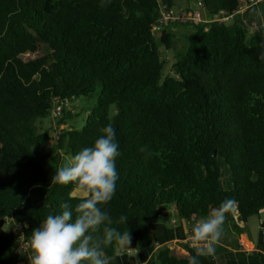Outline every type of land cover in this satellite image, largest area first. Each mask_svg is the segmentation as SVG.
<instances>
[{"label": "trees", "instance_id": "1", "mask_svg": "<svg viewBox=\"0 0 264 264\" xmlns=\"http://www.w3.org/2000/svg\"><path fill=\"white\" fill-rule=\"evenodd\" d=\"M201 1L213 16L248 0ZM162 4L172 8L174 0H0V264L24 259L9 221L28 238L62 203L75 217V184L51 177L108 124L119 142V178L103 207L132 241L130 248L113 243L106 255L145 246L155 224L207 217L226 201L225 220L238 234L235 211L246 222L264 210V35L240 22L192 21L176 76L163 77L160 44L171 49L168 27L181 23L160 25ZM78 98L91 105L68 110ZM46 119L57 123L54 132L43 128ZM184 246L189 257L165 247L157 260L189 264L197 249ZM198 259L216 263L213 255Z\"/></svg>", "mask_w": 264, "mask_h": 264}, {"label": "clouds", "instance_id": "2", "mask_svg": "<svg viewBox=\"0 0 264 264\" xmlns=\"http://www.w3.org/2000/svg\"><path fill=\"white\" fill-rule=\"evenodd\" d=\"M118 155L116 130L108 124L91 147L83 148L70 163L57 169L51 179L60 185L74 183L80 202L75 207V217L72 206L65 202L59 213L49 214L31 231L26 244L21 246L23 251L19 250L27 256L29 264H109L106 247L116 243L121 248H130L129 231L121 233L112 227L113 221L103 207L116 192ZM227 205V201L222 203L192 227V242L199 247L189 264H200L199 255L215 253L224 235ZM101 228L103 234L98 238L95 234Z\"/></svg>", "mask_w": 264, "mask_h": 264}, {"label": "crops", "instance_id": "3", "mask_svg": "<svg viewBox=\"0 0 264 264\" xmlns=\"http://www.w3.org/2000/svg\"><path fill=\"white\" fill-rule=\"evenodd\" d=\"M211 17V14L204 8L201 22L207 23ZM228 21L242 23L249 34L264 35V1L239 10ZM254 26L258 28L255 29ZM227 175L230 180L224 187L230 189L233 183L228 167L226 177ZM234 215L241 233L235 232L234 228L225 220L224 235L217 243L215 253L212 254L216 260L215 264H264V218H262V214L255 215L258 216L256 224L251 220L254 216L243 222L237 211L234 212ZM202 218L205 217L199 215L194 220L188 221L174 216L152 226L143 241L145 246L134 251H120L114 257L106 254L105 256L109 260V264H160L157 260L159 250L169 247L172 255L187 258L190 253L184 245H190L192 227ZM21 264H29L26 255H24Z\"/></svg>", "mask_w": 264, "mask_h": 264}, {"label": "rangeland", "instance_id": "4", "mask_svg": "<svg viewBox=\"0 0 264 264\" xmlns=\"http://www.w3.org/2000/svg\"><path fill=\"white\" fill-rule=\"evenodd\" d=\"M198 0H174V5H173V11H176L178 13L183 12V10L187 9V7L189 6H196V9H198ZM204 9V8H203ZM202 9V10H203ZM201 11V8H200ZM202 17H201V21H202ZM209 22V21H208ZM205 23V22H203ZM188 23L182 25V24H172L170 25L168 28L174 31V44L173 47L169 50H166L161 44H160V50L162 52V56L166 61V66L165 69L163 71V77L167 76V75H173L176 76L175 71H174V63L180 59L181 55L185 53V51L187 50L188 47V34L189 32L194 31V26L193 25H187ZM154 29H157V35L158 38L161 35V29L159 30V28L157 26L154 27ZM184 52V53H183ZM36 57V55L32 54V53H27L24 55V58L28 59V58H34ZM95 97L92 99V102L95 101ZM78 100L80 101V105L79 107L76 106L77 105V100L76 103H67V108L68 110H80V108H83L84 106L87 105H91V103H89V101H87L86 98H78ZM78 108V109H76ZM59 109V108H58ZM82 113H84V111H82ZM56 119V118H55ZM56 122H50L48 119L44 120L43 123V128H48L50 127V129L52 127H56ZM66 127H68L69 125H65ZM63 126L61 125L60 128H62ZM51 132H54V128L51 129ZM56 135V133L54 134ZM72 161V160H71ZM70 159L65 160L64 162L61 163V166H64L66 163H70L71 162ZM220 167L222 169V179H223V186H227L226 184L228 183V181L230 180V177L227 175L226 177V173H227V164L226 162L222 159L220 162ZM229 168V167H228ZM77 195H80L79 193H75ZM262 214V218H264V210L261 212ZM252 218V217H251ZM257 218L258 216H254L251 220L253 221L252 223H257ZM6 229L7 230H14L15 232H19V228L17 225H15V223L9 221L6 225ZM157 245V244H156Z\"/></svg>", "mask_w": 264, "mask_h": 264}, {"label": "built area", "instance_id": "5", "mask_svg": "<svg viewBox=\"0 0 264 264\" xmlns=\"http://www.w3.org/2000/svg\"><path fill=\"white\" fill-rule=\"evenodd\" d=\"M263 1L264 0H248L243 5H241L239 9H237L236 11L232 13L226 12L225 10H220L219 13H216L211 17L209 22H220V23L226 22L229 19L233 18L235 13L238 12L239 10L244 9V8H249ZM200 8H201V11H200ZM203 8H204V3L201 0L198 1V9L195 8L193 11H187L185 9L181 13L173 11L172 10L173 8H170L168 4H162V7L160 8L159 23L160 25H167V24H172L174 22H178L181 24L190 23L192 21L201 22ZM254 27L255 29L258 28L257 26H254ZM58 108L54 110L55 113H57V111L61 109V107H58ZM16 225L18 226L19 232H20V237H19V241L16 247V251L20 254L19 250L21 248V252L23 251V248L21 246L26 244L27 237L23 234L20 224H16ZM189 243H190V246L193 248L199 247L193 244L191 238L189 239ZM156 244L159 245V243H156Z\"/></svg>", "mask_w": 264, "mask_h": 264}, {"label": "water", "instance_id": "6", "mask_svg": "<svg viewBox=\"0 0 264 264\" xmlns=\"http://www.w3.org/2000/svg\"><path fill=\"white\" fill-rule=\"evenodd\" d=\"M214 156H217V153H216V151H214ZM134 251V250H133Z\"/></svg>", "mask_w": 264, "mask_h": 264}]
</instances>
